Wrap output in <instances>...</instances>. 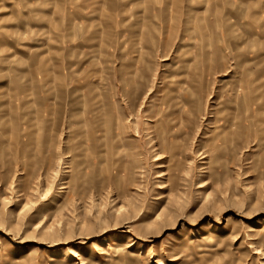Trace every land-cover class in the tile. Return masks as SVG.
<instances>
[{"label": "rangeland", "instance_id": "rangeland-1", "mask_svg": "<svg viewBox=\"0 0 264 264\" xmlns=\"http://www.w3.org/2000/svg\"><path fill=\"white\" fill-rule=\"evenodd\" d=\"M110 1L0 0V43L24 17L28 27L13 37L24 54L4 62L26 68L31 86L45 79L54 109L42 125L44 93L25 109L10 96L0 107L11 129L0 123V264H264V114L245 115L236 151L218 135L234 112L264 103V76L237 73L264 65V0ZM39 57L43 77L33 73ZM15 75L0 77V92ZM74 88L94 99L96 122L71 103ZM170 97L199 118L164 149L153 111ZM130 164L133 177L116 181Z\"/></svg>", "mask_w": 264, "mask_h": 264}, {"label": "crops", "instance_id": "crops-1", "mask_svg": "<svg viewBox=\"0 0 264 264\" xmlns=\"http://www.w3.org/2000/svg\"><path fill=\"white\" fill-rule=\"evenodd\" d=\"M30 1L32 2V0H30ZM240 1H244V0H240ZM245 1L247 2L248 0H245ZM249 1H251V0H249ZM253 1H255V0H253ZM262 2H263V0H262ZM40 3L41 2H38L37 5L34 8V10H35L34 13L36 14L35 15L36 16V19L40 18L39 16H41V12H40L41 10L38 9V8H36V7H40L39 6ZM110 4L111 5H114L115 4L114 3V0L113 1H110ZM36 12H38V13H36ZM194 18L196 19L195 20L196 22H194L195 25L198 24L201 27V29H203V27L205 25V19L202 18V17L199 18L198 15L194 16ZM253 18H256V17H253ZM25 21H26V18L24 17V23H25ZM24 23H22L23 25L21 27L20 26H17V25H15V26L13 25L15 27V29H13V35L15 37L18 36V33L21 30V31L24 32L23 33V36H25V38H26L28 27L27 26H24ZM13 26H9V28H11ZM187 28H192V27H188L187 26ZM38 34H40V33H38ZM14 36H12V38ZM5 37H3L2 43H0V46L2 48H4V50H5V51H2V52H6L7 51V56H6V54L2 56V62L0 63V77H7L9 75V72L11 70L12 71H15V73H16V75H15L16 76L15 77L16 83L11 86V84L9 83L10 81H9L8 84L5 86L6 88L3 89L0 92V107H2V105L5 102H7L6 101V96H10L12 98L11 99V102L12 103L9 100V102L11 104H13L14 106H16L17 108L21 107V109H25L26 106H29V104H30V101H31V99L29 98L30 95H34L35 93H44L45 95H43V96L37 94V96L35 97V102H36L35 105H37L39 107V109L37 110V115L42 116V117L44 116V118L41 121V124L43 125L44 124L43 122L47 121V118L46 117L49 114H51V113L54 112L53 107H51L50 105H47L46 104L48 98H50V95H51V92L48 91V87H46V83L47 82H46L45 79H43V82L36 83V84H33L34 86H31V84H29V83L33 82L34 81V78H31L30 82H26L27 79H23L26 76V73H27L26 72V68H24V67H17L16 68V67H12V66L10 67V66H7L5 62H3L6 59V57H7V60H9L12 56L13 57L16 56L17 53L22 52L24 54L23 49L20 47V46H24V43L22 44L20 42L18 43V41L16 42L14 40V38L13 39L11 38L10 35H6ZM201 37H202V40H203V37H204L203 34H201ZM25 38H24V40H25ZM185 46H187V43L186 42H183V44H182V50H183V48ZM41 53H42L41 52V49L38 48L37 55L40 56ZM185 53H187V51L183 52L182 54H185ZM188 67H191L190 64H188L187 66H185V68H188ZM195 67L202 68V67H199L197 65ZM237 69H238L237 70V73L240 74V76H253V75L264 76V65H261V64H254L252 66H247V67L240 66ZM43 70H44L43 61L39 57L38 64H37V68L33 71V73H36L37 75L40 74L42 76V74L44 72ZM36 80H37V78H36ZM14 91H16V92L14 93ZM70 91H72V92H69V96L71 97V103L72 104H76L77 103L78 105L81 106V108L83 109L82 112L84 113V116H85V122L87 124H89V123L91 124L92 121H95L96 122L97 119L95 120V119H92V117H91V111H92V108L94 106L93 105L94 104L93 103V100L94 99H92V97H89V96L84 95V94H82V95L81 94H77L76 93L77 92V89L76 88H74L73 90H70ZM55 96L58 98V94H56ZM1 98H3V99H1ZM80 102H82V103H80ZM58 108L59 107H56V109H57L56 112H57V114L59 113V116L57 115V117L59 118L60 117V114L62 112H61V109L58 110ZM72 110H73V112H75L73 108H72ZM110 110H111V102L109 103V111H108V114L104 118L101 117V119H103V122H101V124H104L105 123L106 127L109 124V114H110ZM5 115H7V114L2 113L1 118L3 116L5 117ZM9 118H11L13 120V125H14L13 129L16 131L17 136H18V133L21 134L20 133V130H22L21 129L22 127H20V126L22 124L19 125V123H20L19 120H17V118L14 117V116H9ZM24 122H26V121L24 120ZM0 123L3 125L1 127V130L3 132L8 133L11 130L9 126L6 127V124H5V121L4 120H0ZM96 130H97V127L95 125H93L92 132L94 134L96 133ZM106 133H107V131H106ZM107 140H109V139L107 138ZM88 146L89 147H97L96 143H92L91 145L89 144Z\"/></svg>", "mask_w": 264, "mask_h": 264}, {"label": "bare ground", "instance_id": "bare-ground-1", "mask_svg": "<svg viewBox=\"0 0 264 264\" xmlns=\"http://www.w3.org/2000/svg\"><path fill=\"white\" fill-rule=\"evenodd\" d=\"M16 15L19 17L20 13L17 12ZM2 51H5V50H4V48H2L0 46V52H2ZM256 89H257V87L254 86V90H256ZM139 91L140 90L138 87H136L132 91H129V97L132 99L134 105H136L137 108L140 110L141 102H139V99H140L141 95H140ZM166 95H167V93H166ZM165 99H166V97H165ZM184 101H185V99H184ZM229 101H230V99H227V98L223 99V102L225 103L224 106H226ZM82 102H80V103H82ZM255 104L256 105L254 107H249L246 112L242 111V114L240 113L241 111L236 112L237 114L234 112L232 114V115H234V118H235V123L233 125H232V123L227 124L226 121H225V123H222V125H220L221 128L218 132V135L221 136L222 145L225 146L226 150L229 149L230 151H232V150L236 151L235 147H238L240 139L242 137H246V140H247L249 127L246 124L247 116H245V115H247V114L248 115L264 114V103H259V101H258ZM142 111L140 110V112H142ZM81 112H82V110H81ZM228 113H230V112H227V114ZM153 114L155 116H157V119L155 120V126H154L155 131H156V137L158 138V143L164 149H167V147H169L171 144H173V142H176L174 140L177 138L178 135H180L182 133H186L188 138H189L192 135V132H193L194 128L196 127L197 122H198V118H199V113L195 108L190 107L189 105H187L186 102H179L178 100H176L173 97H170V99H168V102H166L164 105L157 104L155 110L153 111ZM83 115H84V113H83ZM114 120H115L114 115H111V124H113ZM259 121L261 123H262V121L264 122V118H263V120L259 119ZM117 123L119 126L120 125L122 126L121 117L117 116ZM262 125H263V123H262ZM261 130L264 132V125L261 127ZM262 139L264 141V137ZM109 142H112V141L109 139V140H107V143H109ZM176 147L177 146L175 145L170 150L172 157H175L177 154ZM45 152H46V150H45ZM119 153L120 152H118V154ZM98 159L99 160L102 159L101 154L99 155ZM177 161H179V159ZM182 161L183 160H181L180 162H182ZM78 165H80V163H77L75 165V168L79 167ZM125 167H126V165H125ZM132 167H133V165L130 164L129 169L127 170V172L125 171L124 174L121 175L120 180H117L116 178H114V179L116 181H118L119 183L124 182V180H126V179L130 180L133 177ZM82 171H83V168L79 167L77 170L79 176H82ZM113 176H115V175H113Z\"/></svg>", "mask_w": 264, "mask_h": 264}]
</instances>
